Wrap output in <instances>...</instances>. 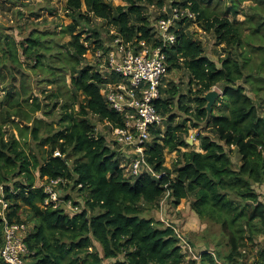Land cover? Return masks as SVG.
I'll use <instances>...</instances> for the list:
<instances>
[{"label":"trees","instance_id":"trees-1","mask_svg":"<svg viewBox=\"0 0 264 264\" xmlns=\"http://www.w3.org/2000/svg\"><path fill=\"white\" fill-rule=\"evenodd\" d=\"M120 1L125 5H114L108 0H67L65 11L72 22L61 26L59 35L70 36L68 50L62 52V46H56L60 52L49 54V59L46 55L53 48L47 42L48 34H31L26 46L19 45L20 54L5 37L6 52L16 67L21 66V55L34 60V69L43 63L45 66V60L55 63L59 59L58 72L70 74L73 95L82 99L78 100L77 110L74 106H61L55 128L35 117L42 105L30 97L25 84L20 85L19 91L15 85L3 90L0 123L15 124L24 132L21 138L29 134L36 142L42 138L43 124L42 145L46 148L45 156L38 157L28 153L13 134L5 139V133L0 131V195L8 202V222H32L25 240L31 264H218L224 260L210 251L199 257L187 252L186 256L173 226L166 227L142 216L145 209L158 205L169 192L174 207L190 198V208L201 221L220 225L229 247L226 264H239L237 258L245 257L250 245L256 244L259 249L251 264H264V202L254 188L264 184V113L247 93L250 91L258 100L264 94V0L171 1L172 6L190 9L201 29L212 33L225 53L218 65L190 36L187 24L191 20L182 19L175 24L176 43L167 51V71L184 69L189 87L194 84L197 89L193 100L188 101L174 87L160 90L156 108L166 117L164 131H152L145 159L154 171L165 175L133 181L126 177L117 152L107 145L104 136L96 133L91 120L94 116L113 127L122 125L121 117L106 106L100 94L99 74L91 66H81L87 52L81 40L94 50L102 46L99 34L95 31L83 37L86 31L78 32V27L80 23L89 24L91 18L100 19L126 41L151 42L152 26L145 9H159L168 0ZM212 1L219 3L218 8H209ZM227 2L230 5H225ZM242 2L250 3L249 13L242 10V22L230 20L228 15L235 16ZM255 56L259 59L255 60ZM216 85L222 87L224 111L214 115L207 112L204 95ZM49 97L56 99L54 94ZM173 105L188 118L176 122ZM56 107L57 102L49 111ZM200 125L207 132L196 136L199 151H182L190 146L189 130ZM55 151L62 157H54ZM166 151L178 153L170 168L165 166ZM233 152L240 159L237 169ZM44 178H62L67 180V186L71 184L81 193L91 192L85 208L70 215L62 208L43 206L45 196L36 188V182ZM23 213H27V220L21 219Z\"/></svg>","mask_w":264,"mask_h":264},{"label":"rangeland","instance_id":"rangeland-1","mask_svg":"<svg viewBox=\"0 0 264 264\" xmlns=\"http://www.w3.org/2000/svg\"><path fill=\"white\" fill-rule=\"evenodd\" d=\"M67 0H0V100L4 92L10 89L12 86H16L17 91L20 90V85L25 84L29 89L30 97L37 98L40 104L42 105V110L35 113V117L43 120L45 123H52L56 128L57 122L62 114V105L67 107H73L77 110L78 100H82L81 96L78 94L73 95V90L70 87L71 76L68 73L58 72L61 70L59 67V59H55V63H51L48 60H45L42 64V67L34 69L36 63L28 57L22 56L19 57L21 62L20 67H16L8 53L6 52L5 37L9 40L10 44H15L19 49V54L22 52V49L19 45L26 46V42L30 35H37L39 33L48 34L47 42H51L53 49L47 53L49 59V54H56L60 51L56 46H62V52L68 50L67 44L70 40L68 34L59 35L61 26H66L72 22V19L67 17L65 11V4ZM114 5H125L124 2L120 0H108ZM171 1H166V5H170ZM181 1V0H178ZM249 2H242L239 4L238 13L233 16L232 14L228 15L229 19L234 22H242L245 19V13H249L248 7ZM225 5H230L227 2ZM210 9H216L219 6V3L212 1L208 4ZM82 10L85 11V7L82 6ZM151 26L155 23L154 18L157 17V8L154 6L146 7L145 9ZM105 22L100 19L91 18L89 24L80 23L78 27V32L81 30L86 31L84 37L87 34L98 32L99 39L103 44H107L110 41V30ZM187 29L190 36L195 41H199L203 48L205 55L211 60L215 61L218 64V61L224 55V49L221 45L216 43V40L212 33L205 32L201 29L200 25L196 21H189L187 24ZM57 42V43H56ZM56 43V44H55ZM18 54V56H19ZM255 60H258V56L254 57ZM92 58H85L82 60L81 66H91L93 68ZM219 65V64H218ZM34 66V67H33ZM53 68V71L49 70ZM64 71V70H63ZM188 74L184 69L177 70L173 69L168 72L165 76L161 89L167 91L171 88H176L178 94H185V100H193L194 91L197 89L193 84L189 87ZM261 84L260 82H258ZM192 90L191 93L188 91ZM5 90V91H3ZM70 91V93L67 91ZM216 91L219 94V97L216 98L214 104L211 107L209 113L217 115L224 111V100L221 98L223 96L222 87L220 85L214 86L210 91ZM247 93L254 99L258 109L261 113H264V94L261 97V100L256 99L255 95L247 90ZM56 95V99L49 97L50 95ZM168 95V94H167ZM72 96H75L73 101ZM31 102V100L29 101ZM57 102L56 109L51 112L50 108L54 103ZM190 105L192 108L195 106L194 102L191 101ZM26 110L27 107L23 106ZM173 113L177 116L176 122H183L187 117L186 114L181 112L177 106L173 105ZM44 112H48L46 115ZM14 120L19 122V118L15 117ZM93 125H95L96 133L102 135L106 138L107 145L114 149L117 152V156L120 159V165H126L128 162L123 158L124 153L119 151L118 146L114 144L113 141V126L108 124L106 121H101L97 117H92ZM166 117H164L165 125ZM189 124V122L187 123ZM32 126V122L29 124ZM43 124L40 125L41 140L36 142L34 141L29 134L25 138H21L24 133L23 130L18 129L15 124H2L0 123V131L5 133V139L9 138L13 134L20 142L21 146L28 152L37 155L38 157H43L46 154V148L42 144V139L45 137L43 132ZM204 126H201L198 129H190L187 141L189 143L188 148H182V151L193 149L195 151L199 150L198 140H196V134L206 133ZM232 161L234 168H238L240 165V159L236 152L232 153ZM178 158L177 152H165V166L170 168L172 167L175 160ZM124 174L128 176V167L124 168ZM133 181V179H131ZM42 180H37L36 186L40 184ZM256 192L259 194V199L261 202H264V184L254 186ZM91 196V192L81 193L77 188L71 187V184L64 187L62 191V198L67 202L70 201V207L63 206L62 208L66 213L74 215L85 208V202ZM69 197L68 200L65 198ZM190 198L187 200L184 199L181 203L174 207L170 201V197H163L158 205L153 207H148L145 209L142 216L146 218H153L155 221L163 223V226H173L178 232L179 236L189 245L193 246L191 252L194 256L199 257L204 251H210L211 253H217L224 260H219L218 264H226L228 262L227 257L229 254V247L226 245L227 237L220 225L203 222L190 208ZM27 213H23L21 219L27 220L25 218ZM28 219L29 227L32 228L33 224ZM183 253L187 256L186 245L180 240L179 242ZM97 251L100 249L97 247ZM259 246L250 245V249L247 253H244L245 257L237 258L239 264H251L256 256ZM188 253H190L188 251ZM31 262V258L26 260V264ZM67 261H65L66 263ZM104 264H112V262H104ZM229 264H232L230 262Z\"/></svg>","mask_w":264,"mask_h":264},{"label":"built area","instance_id":"built-area-1","mask_svg":"<svg viewBox=\"0 0 264 264\" xmlns=\"http://www.w3.org/2000/svg\"><path fill=\"white\" fill-rule=\"evenodd\" d=\"M157 17L152 25V41L133 39L126 41L115 29L110 30V41L101 43L100 48L91 49L87 41L81 42L87 48L83 58H92L93 70L101 79L100 94L106 106L115 111L122 125L113 127V141L128 162L120 167H128L130 179L150 176L159 179L165 172H156L145 159V150L152 140V131H164V117L156 108L161 98L162 82L167 75V51L176 43L173 31L182 19L196 21V15L188 8L166 5L157 8ZM163 15L167 16L164 18ZM84 37V35H83ZM86 37V36H85ZM109 124V123H108ZM197 136V134L195 135ZM54 157H62L58 151ZM67 180L44 178L36 188L41 189L45 198L43 206L54 208L70 207V201L62 198V188ZM2 185L0 193L2 194ZM3 195V194H2ZM0 195V264H26L31 256L26 246L30 227L24 221L9 223L6 212L8 202ZM169 192L165 193V197ZM175 230V228H174ZM177 237L187 244L175 230ZM31 264V262L29 263Z\"/></svg>","mask_w":264,"mask_h":264},{"label":"water","instance_id":"water-1","mask_svg":"<svg viewBox=\"0 0 264 264\" xmlns=\"http://www.w3.org/2000/svg\"><path fill=\"white\" fill-rule=\"evenodd\" d=\"M218 96L219 94L214 90L209 91L207 94L204 95V100L207 102L206 109L208 113L211 111V107Z\"/></svg>","mask_w":264,"mask_h":264},{"label":"crops","instance_id":"crops-1","mask_svg":"<svg viewBox=\"0 0 264 264\" xmlns=\"http://www.w3.org/2000/svg\"><path fill=\"white\" fill-rule=\"evenodd\" d=\"M198 146H199V144H198ZM199 151V150H198Z\"/></svg>","mask_w":264,"mask_h":264}]
</instances>
